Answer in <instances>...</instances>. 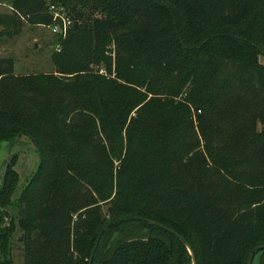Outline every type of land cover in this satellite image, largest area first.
I'll list each match as a JSON object with an SVG mask.
<instances>
[{
  "label": "trees",
  "instance_id": "trees-1",
  "mask_svg": "<svg viewBox=\"0 0 264 264\" xmlns=\"http://www.w3.org/2000/svg\"><path fill=\"white\" fill-rule=\"evenodd\" d=\"M1 1L9 39L50 26L47 3L77 27L51 73L0 58V144L28 137L39 159L15 200L5 167L0 264L17 232L23 264H88L130 217L194 259L133 221L92 264H247L264 247V0Z\"/></svg>",
  "mask_w": 264,
  "mask_h": 264
},
{
  "label": "rangeland",
  "instance_id": "rangeland-1",
  "mask_svg": "<svg viewBox=\"0 0 264 264\" xmlns=\"http://www.w3.org/2000/svg\"><path fill=\"white\" fill-rule=\"evenodd\" d=\"M7 4L0 0V14L10 13ZM0 27V58L12 59L14 61V74L17 76L51 73L54 68L51 64V56L56 51V36L48 26L32 27L24 24L20 34L13 38L1 35ZM264 64V58H260ZM12 159V169L17 173V181L12 193V199L19 197L21 191L36 172L39 164L36 148L28 137L0 144V188L2 171ZM12 213L13 209H11ZM19 232L14 235L12 257L14 264H23L21 246L17 242ZM252 264H260L259 254L255 255Z\"/></svg>",
  "mask_w": 264,
  "mask_h": 264
},
{
  "label": "water",
  "instance_id": "water-1",
  "mask_svg": "<svg viewBox=\"0 0 264 264\" xmlns=\"http://www.w3.org/2000/svg\"><path fill=\"white\" fill-rule=\"evenodd\" d=\"M47 6H49V3H47ZM77 27V22H74L73 24V28H76ZM6 167V166H5ZM4 171H5V168L3 169L2 171V175H1V179L3 177V174H4ZM2 181V180H1ZM1 212L3 213L4 215V218L6 221H8L10 219V214L7 212V211H3L1 210ZM137 222V221H141V222H145L147 223L148 225H152V226H156V227H159L161 229H163L164 231L170 233L171 235H173L174 237H176L185 247L186 249L188 250L189 254L191 255L192 259H194V254H193V251H192V248L191 246L186 242L185 239H183L180 235H178L176 232L170 230V229H167L157 223H154V222H151L149 220H145L143 218H140V217H130V218H124V219H119L117 221H112L110 222L109 224L105 225L101 231L99 232L98 236H97V239L95 241V244L93 246V249L91 251V254H90V257H89V260H88V264H92V260H93V257H94V254H95V251L97 249V246L99 244V241L102 237V235L111 227L115 226L116 224H121V223H125V222ZM264 247H258V248H255L251 253L250 255L248 256V259H247V264H252V260H253V257L256 253H258L259 251L263 250Z\"/></svg>",
  "mask_w": 264,
  "mask_h": 264
},
{
  "label": "built area",
  "instance_id": "built-area-1",
  "mask_svg": "<svg viewBox=\"0 0 264 264\" xmlns=\"http://www.w3.org/2000/svg\"><path fill=\"white\" fill-rule=\"evenodd\" d=\"M48 13L52 17V23L48 26L50 32L59 39H65L74 24L65 8L63 6L49 5ZM56 51H59V44L56 45Z\"/></svg>",
  "mask_w": 264,
  "mask_h": 264
}]
</instances>
